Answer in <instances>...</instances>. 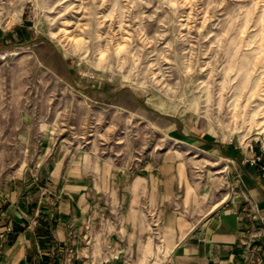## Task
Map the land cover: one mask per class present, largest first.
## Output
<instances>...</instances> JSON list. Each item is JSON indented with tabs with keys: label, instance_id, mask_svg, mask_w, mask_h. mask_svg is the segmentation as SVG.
Returning a JSON list of instances; mask_svg holds the SVG:
<instances>
[{
	"label": "rangeland",
	"instance_id": "1",
	"mask_svg": "<svg viewBox=\"0 0 264 264\" xmlns=\"http://www.w3.org/2000/svg\"><path fill=\"white\" fill-rule=\"evenodd\" d=\"M47 124L125 165L264 143V0H0V186Z\"/></svg>",
	"mask_w": 264,
	"mask_h": 264
},
{
	"label": "crops",
	"instance_id": "2",
	"mask_svg": "<svg viewBox=\"0 0 264 264\" xmlns=\"http://www.w3.org/2000/svg\"><path fill=\"white\" fill-rule=\"evenodd\" d=\"M68 129H30L26 168L0 186V264H264V174L247 147L175 133L125 165Z\"/></svg>",
	"mask_w": 264,
	"mask_h": 264
},
{
	"label": "built area",
	"instance_id": "3",
	"mask_svg": "<svg viewBox=\"0 0 264 264\" xmlns=\"http://www.w3.org/2000/svg\"><path fill=\"white\" fill-rule=\"evenodd\" d=\"M244 145L245 147H247V149L253 153H255V156L253 158H251V160H248L251 162L252 165H255L257 167H259L261 169V171L263 172L264 174V143L262 144V148L260 149V152L257 153L256 152V146L255 144H242ZM153 217L152 219L155 220L156 224L154 225V227H156V230L157 232L159 231L157 228H158V225H159V221H158V216H156V211L153 213Z\"/></svg>",
	"mask_w": 264,
	"mask_h": 264
}]
</instances>
